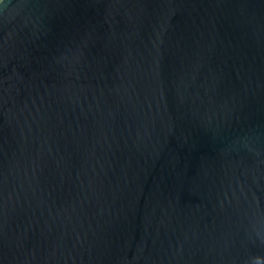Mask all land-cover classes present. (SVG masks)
Returning <instances> with one entry per match:
<instances>
[{
  "label": "water",
  "instance_id": "water-1",
  "mask_svg": "<svg viewBox=\"0 0 264 264\" xmlns=\"http://www.w3.org/2000/svg\"><path fill=\"white\" fill-rule=\"evenodd\" d=\"M0 264H264V0H0Z\"/></svg>",
  "mask_w": 264,
  "mask_h": 264
}]
</instances>
